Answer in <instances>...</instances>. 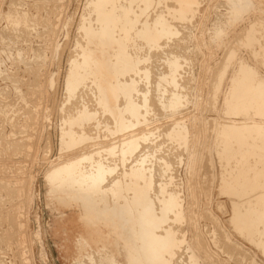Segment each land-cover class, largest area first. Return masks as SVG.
<instances>
[{"label":"rangeland","instance_id":"374dc122","mask_svg":"<svg viewBox=\"0 0 264 264\" xmlns=\"http://www.w3.org/2000/svg\"><path fill=\"white\" fill-rule=\"evenodd\" d=\"M93 1L0 0V264H78L79 262V264L81 262L85 264L84 260L87 261L86 264H92L94 260L96 264L132 263L129 257L132 259L133 255L122 242L119 243L117 253L118 255L127 254L128 258L125 261H121L117 255H114L105 247H91L81 235H78L79 224L77 222V212L74 210H65L64 215H62L64 216L65 230L56 231L55 225L61 219V212L55 209V204L53 205L52 201L54 198L52 197H56L54 189L56 188L55 191L58 190L57 187L60 181L53 182L54 180L50 176L58 168L66 166L65 163L71 164V162H74V159L75 163L79 161L78 169L75 170L79 179H76L79 180V183L84 182L78 184L81 189L76 185L71 192L69 185H65L66 189L64 187L63 196L69 197L68 199H71L72 195L74 198L88 197L87 195L96 197V190L94 191L93 188L91 190L92 179H86L85 175H87L86 177H91L92 174L96 175L97 168L99 169L102 165H104V170L107 169L106 171H108H104L106 173L105 180H109L108 177H110V180L102 184L103 189H101L103 191L101 190V194L104 193L106 198L108 197V201L114 198L110 202L112 207L125 201L131 203L132 198L138 194L139 197L141 196L140 199L143 200L144 205L154 201L153 204L159 206L157 208L154 205L158 211L155 210L158 214L159 211L162 214L164 210L163 203L168 201L170 195L172 194L175 198L178 197L176 200H178L179 210L182 211L179 220L181 221V218H183L182 221L180 222L174 213H169V217L173 215L171 216L172 219L168 220L169 224L166 222L168 225L166 223L165 226L163 225L166 229L162 227V231H159L162 234L164 233L165 236L177 238L176 241L179 242L174 257L167 256L169 260L167 258L166 264H195V258H197L199 264H264V148H262L264 144L262 143L264 142V104H262L264 103V91L259 92V90L264 89V0H249L251 2H248V0H149L148 8L141 0H135L132 4H128L131 3V0L119 1L118 12L121 14L126 9H130V20H133V22L135 19L137 20V25L129 33L132 35H130L131 39L129 35L126 39V35L121 32V29L116 31V34L118 33L116 37L124 39V48L122 51L117 48L111 51L112 63L119 62V65H122L123 62L127 64L129 62V64H133L134 69L136 68L133 73L125 74L124 77L123 75L119 76L114 81L120 92L118 101L121 99L116 106L118 107L119 104V107H121L120 114L125 119L126 125L130 126V128H124L125 130L121 128L118 120L110 115V109L103 98V91L99 90L98 81L92 73L94 70L92 66H95L96 62L90 58L95 46L94 44L90 46L88 34L91 28L92 32H98L99 25H101L100 19L94 12L93 3L95 1ZM243 2L246 3L242 4ZM238 10L241 14L244 12L239 17L237 15ZM160 22L163 24L161 25ZM165 27L172 33L170 35L163 34L164 36L158 39V35L164 33ZM250 30L251 35L249 34ZM145 32L149 33L150 39L144 38ZM132 41H135V43ZM116 51L120 52L117 53ZM79 53L81 54L78 55ZM170 54L172 57L169 56ZM76 57L80 58L76 59ZM82 60L83 62L88 61V67L84 65L85 62L83 63ZM78 61L80 64L82 62V65ZM139 68L141 69L139 70ZM137 70L139 71L136 72ZM141 70L144 71L141 72ZM165 71L168 72L165 74ZM80 72L82 73L80 74ZM74 76L80 82L77 79L75 80ZM245 76L247 78H244ZM252 77L253 79H251ZM126 81L130 86L135 85V88L141 90L140 93L136 90L132 93L133 95L129 94L126 91L128 90L127 86H129ZM78 83L80 85H73ZM232 90L235 98L234 95L232 96ZM142 91L144 92L142 93ZM166 92H168V95ZM260 94L261 96H259ZM163 96L168 101H165ZM169 100H174L173 105ZM125 101L126 108L124 107ZM136 103L139 105H136ZM162 103L166 104L163 105ZM248 104L250 105L248 106ZM101 105L104 106L103 109ZM136 107L140 110L137 111ZM164 107L166 108L164 109ZM238 107L245 112L238 110ZM79 110H82V117ZM151 110L153 114L150 113ZM141 113L144 116H141ZM71 114L75 119L70 116ZM86 118L91 124L88 125L89 122ZM127 119L131 121H127ZM182 122L183 124H181ZM135 124L136 126H134ZM176 124L177 127L174 126ZM240 124H243L242 127L245 128L246 126L249 129L248 133H246L247 129L242 128ZM118 126L119 128H117ZM251 126L253 129H251ZM178 127L184 129L185 136L183 131L179 132L178 135V130L181 131V128ZM83 128L85 129L83 130ZM171 128L177 133L171 135ZM254 128L258 131L255 130L254 132ZM250 129L255 135L253 138ZM73 130L76 132L75 134ZM227 131H230L231 134ZM232 132H234V135ZM83 133L87 138L83 136ZM145 133H147L145 137H150L148 138L149 141L144 140L143 134ZM89 134L92 138L87 136ZM235 135H238V137ZM137 136H139L137 141L140 142L139 144L142 147L139 146L138 152L136 151L137 153L135 152L133 155L122 156L121 150L122 147L125 148L124 142L127 144L128 141L137 139ZM256 136L258 141H255L257 140ZM230 143L233 146H230ZM252 143H255V145L251 146ZM234 145H237L238 149ZM258 145L262 146L259 147ZM111 146L116 147L113 149ZM115 149L116 152L119 151L118 154L115 153ZM233 149L237 151H235L237 154ZM88 153H94L98 156L104 155V157H99L101 160L98 156L95 157L94 154L90 156L91 154ZM112 153L115 155L113 156ZM148 153V156L145 155ZM108 154L113 157L110 158ZM137 155L141 158L136 157ZM244 155L247 156V159L251 158L249 159L251 162L247 159L246 162ZM89 156L92 160L88 159ZM136 158L137 163L135 162ZM106 159L108 160L106 161ZM223 159H229V162ZM254 159H258L259 162L253 161ZM88 160L92 163L98 161V164H92L89 161L87 166L82 163L87 164ZM116 160H119L117 164ZM91 164L92 166H90ZM115 164L119 168H115ZM88 167H93L91 170L88 169L91 172L86 171ZM126 167L129 169H126ZM145 167L146 170H144ZM242 168L245 174L241 170ZM125 169L128 171L126 172ZM94 170L95 172L92 173ZM78 171L81 175L77 173ZM114 171H117L116 174ZM82 174H85V180ZM230 174H233V176ZM232 177L233 179H230ZM260 179L262 180L260 181ZM86 180H90V183ZM233 180H236V182ZM110 182L115 185L109 186ZM50 183L57 187L54 186L52 189L53 185ZM243 183L245 186H243ZM259 187L261 188L259 189ZM239 189L241 190L239 191ZM72 192L77 193L75 194L76 197ZM117 192H119L118 195ZM248 192H251V195ZM142 196H145L146 199H143ZM243 200L246 203L245 205L241 203L244 202ZM239 204L244 206L241 208ZM189 206H192V209ZM141 208L142 206L138 207L137 211L140 212ZM237 210L238 214L236 213ZM137 211H135V214H137ZM242 213L247 215L245 216ZM234 223L238 224L233 226ZM238 225L239 227H237ZM168 230L170 233H167ZM74 241L76 247H73ZM74 248H76L75 256ZM192 254L194 257H192ZM135 258L141 264L139 258ZM170 260L171 263H169Z\"/></svg>","mask_w":264,"mask_h":264},{"label":"bare ground","instance_id":"6f19581e","mask_svg":"<svg viewBox=\"0 0 264 264\" xmlns=\"http://www.w3.org/2000/svg\"><path fill=\"white\" fill-rule=\"evenodd\" d=\"M93 1V0H92ZM95 1V2H94ZM93 2V9L95 10H93L94 12H96V15H97V17L100 19V23H101V25H99L100 26V28H99V30H98V32H92L91 31V29H89L90 30V33L88 34V36H89V43H90V46H92L91 44H94V46H95V48H94V50H93V52L91 53V60L93 59V60H95V66H92V67H94V70H93V72L92 73H94V76H95V79H97V81H98V83L97 82H95V83H97V86H98V88H99V90L100 91H103V98H104V101L106 102V104H107V106L109 107V111H110V115H112L113 117H115V119H117L118 120V123H119V125L121 126V128H130V126H127L126 125V123H125V119H123V116L120 114V111L119 110H121V107H119V104H118V107L120 108H118L117 106H116V104H117V102H119L118 101V99H119V96H120V92H119V89L117 88V85H115L114 84V81L116 80V79H118V77L119 76H122L123 75V77H124V75L125 74H128V73H133V71H135L136 70V68L134 69V67H133V64L131 65V64H129V62H128V64L127 63H125V62H123L122 63V65H119V62H117V60H116V62L117 63H112V55H111V51L112 50H114V49H119L120 51H122L123 50V48H124V43H123V40L121 39V38H118V37H116V35H118V33L116 34V31L119 29H121V32L124 34V35H126V39H127V36L129 35V38H130V35L131 34H129L133 29H134V27L137 25V20L135 19V21L133 22V20H130V18H131V16H130V9H126L123 13L121 12V14H120V12H118V3H119V1H121V0H94ZM125 1V0H124ZM135 0H131V3H128V4H132L133 2H134ZM160 1V0H159ZM183 1V0H182ZM242 1V0H241ZM128 2V1H127ZM138 2V1H137ZM141 2H143V4H145V6H146V8H148L147 7V4L149 3V0H141ZM178 2V1H177ZM176 2V3H177ZM181 2V1H180ZM179 2V3H180ZM238 2V1H237ZM248 2H251V1H249L248 0ZM121 3H123V2H121ZM178 3V4H179ZM184 3V2H183ZM191 3V2H190ZM235 5H236V3L235 2H233ZM241 3V2H240ZM246 3V2H245ZM244 2L242 3V4H245ZM92 4V3H91ZM140 4V3H139ZM238 4V3H237ZM183 5V4H182ZM185 5V4H184ZM122 6V5H121ZM121 6H120V8H121ZM130 6V5H129ZM152 6V5H151ZM176 6V5H175ZM186 6V5H185ZM237 6V5H236ZM235 6V7H236ZM243 6V5H242ZM247 6V5H246ZM124 7V6H123ZM172 7H173V5H172ZM238 7V6H237ZM240 7V6H239ZM252 7V6H251ZM127 8V7H126ZM131 8V7H130ZM140 8H141V6H140ZM175 8H177V7H175ZM182 8H184V7H182ZM187 8V7H186ZM134 9V8H133ZM136 9V8H135ZM138 9V8H137ZM171 9H174V8H171ZM189 9V8H188ZM241 9H242V7H241ZM245 9V8H244ZM243 9V10H244ZM248 9V8H247ZM246 9V10H247ZM138 10H143V9H138ZM234 10V9H233ZM236 10V9H235ZM245 10V11H246ZM121 11H122V8H121ZM145 11V10H144ZM143 11V12H144ZM147 11V10H146ZM164 11V10H163ZM174 11H177V10H175L174 9ZM182 11V10H181ZM135 12V11H134ZM137 12V11H136ZM167 12V11H166ZM185 12V11H184ZM138 13V12H137ZM244 13V12H243ZM242 13V14H243ZM171 14V13H170ZM181 14V13H180ZM186 14V13H185ZM240 14H241V12L238 10L237 11V15H238V17L240 16ZM241 14V15H242ZM138 15H139V13H138ZM141 15V14H140ZM161 15V14H160ZM163 15V14H162ZM173 15V14H172ZM187 15V14H186ZM129 16H130V18H129ZM159 16V15H158ZM164 16V15H163ZM235 16V15H234ZM133 17H135V16H133ZM97 18V19H98ZM159 18V17H158ZM237 18V17H236ZM139 19V18H138ZM167 20H169V19H167ZM140 21V20H139ZM160 21V20H159ZM262 21V20H261ZM142 22V21H141ZM165 22V21H164ZM218 22H219V20H218ZM218 22H217V24H218ZM159 23V22H158ZM158 23H157V25H158ZM161 23V22H160ZM214 23H215V21H214ZM143 24H144V22H143ZM145 24H147V23H145ZM163 23H161V25H162ZM140 25V24H139ZM142 25V24H141ZM151 25V24H150ZM149 25V27H153V25H151L150 26ZM171 25V24H170ZM146 26V25H145ZM156 26V25H155ZM154 26V27H155ZM166 26V25H165ZM172 26V25H171ZM138 27V26H137ZM148 27V26H147ZM148 27V28H149ZM157 27V26H156ZM218 28V27H217ZM216 28V29H217ZM251 28V27H250ZM98 29V28H97ZM142 29V28H141ZM151 29V28H150ZM176 29V28H175ZM214 29H215V27H214ZM95 30V29H94ZM136 30V29H135ZM143 30V29H142ZM140 31V30H139ZM157 31V30H156ZM142 32V31H141ZM176 32H177V30H176ZM122 33H120V34H122ZM170 33H172V31L170 32V30L169 29H167L166 27L164 28V33H160V35H158V39H160L161 37H163L164 35H170ZM136 34H137V32H136ZM136 34H135V36H136ZM159 34V33H158ZM164 34V35H163ZM174 34V33H173ZM250 35H251V30H250V33H249ZM141 35V34H140ZM152 35H154V34H152ZM249 35V36H250ZM132 36V35H131ZM134 36V37H135ZM121 37V36H120ZM133 37V38H134ZM137 37V36H136ZM155 37V36H154ZM129 38H128V40H129ZM144 38L145 39H150V36H149V33L148 32H145V34H144ZM152 38V37H151ZM250 38V37H249ZM252 38V37H251ZM125 39V40H126ZM131 39V38H130ZM184 39V38H183ZM127 40V41H128ZM136 40V39H135ZM156 40V39H155ZM246 40H247V38H246ZM251 40V39H250ZM131 41V40H130ZM248 41H249V39H248ZM133 42V41H132ZM141 42V41H140ZM130 43V42H129ZM133 43H135V41L133 42ZM137 43V42H136ZM78 44V43H77ZM150 44V43H149ZM152 44H155V43H152ZM248 45H251V44H248ZM126 46V45H125ZM160 46V45H159ZM129 47V46H128ZM130 47H131V45H130ZM151 47V46H150ZM156 47V46H155ZM132 48H133V46H132ZM152 48H153V46H152ZM183 48V47H182ZM92 49V48H91ZM125 49H126V47H125ZM180 49V48H179ZM134 50H135V48H134ZM89 51V50H88ZM88 51H87V53H88ZM120 51H118V52H120ZM85 52V51H84ZM117 52V51H116ZM117 52V53H118ZM130 52V51H129ZM123 53V52H122ZM131 53V52H130ZM163 53H165V52H163ZM185 53V52H184ZM81 53H79L78 55H80ZM89 54V53H88ZM125 54V53H124ZM156 54V53H155ZM167 54V53H166ZM171 54L173 55V53L171 52ZM169 55V56H171L172 57V55ZM183 54V53H182ZM232 54V53H231ZM84 55V54H83ZM128 55H129V53H128ZM180 55V54H179ZM119 56V55H118ZM159 56V55H158ZM163 57H164V55H162ZM166 57H167V55H165ZM178 56V55H177ZM230 56V55H229ZM232 56V55H231ZM114 57H115V55H114ZM149 57V56H148ZM156 57V56H155ZM176 57V56H175ZM42 58V57H41ZM77 58H80V57H76V59ZM84 58H86V57H84ZM120 58H122L121 56H120ZM123 58H124V56H123ZM141 58H143V57H141ZM146 58V57H145ZM153 58V57H152ZM170 58V57H169ZM183 58V57H182ZM230 58H232V57H230ZM88 59V58H87ZM118 59V58H117ZM124 59H126V58H124ZM135 59V58H134ZM150 59V58H149ZM156 59V58H155ZM159 59V58H158ZM166 59V58H165ZM177 59V58H176ZM75 60V59H74ZM84 60H86V59H84ZM89 60V59H88ZM127 60V59H126ZM136 60V59H135ZM134 60V61H135ZM142 60V59H141ZM164 60V59H163ZM169 61H170V59H168ZM178 60H179V58H178ZM134 61H133V63H134ZM137 61V60H136ZM140 61V60H139ZM143 61V60H142ZM142 61H140V62H142ZM146 61V60H145ZM155 61V60H154ZM183 61V60H182ZM75 62H77V61H75ZM79 62V61H78ZM82 62H83V60H82ZM82 62H81V64H80V62H79V64L80 65H82ZM85 62V63H84ZM83 63H84V65H88L89 63H88V61L86 62V61H84ZM91 62H93V61H91ZM166 62V61H165ZM173 62V61H172ZM179 62H180V60H179ZM87 63V64H86ZM182 63V62H181ZM181 63H180V65H181ZM167 64V63H166ZM73 65H76V64H73ZM79 65V66H80ZM93 65V64H92ZM76 66H78V65H76ZM90 66V65H89ZM88 67V66H87ZM86 67V68H87ZM172 67V66H171ZM183 67V66H182ZM72 68H74V67H72ZM77 68V67H76ZM75 68V69H76ZM82 68V67H81ZM85 68V67H84ZM83 68V70H85ZM147 68V67H146ZM145 68V69H146ZM78 69V68H77ZM141 68H139V70H140ZM170 69V68H169ZM242 69V68H241ZM245 69V68H244ZM87 70V69H86ZM139 70H137L136 72H138ZM147 70V69H146ZM149 70V69H148ZM246 70H250V69H246ZM78 71V70H77ZM77 71H75V72H77ZM82 71V70H81ZM88 71V70H87ZM144 71V70H143ZM142 70H141V72H143ZM152 71V70H151ZM172 71V70H171ZM135 72V73H136ZM148 72V71H147ZM146 72V73H147ZM168 71H165V74L167 73ZM224 72V71H223ZM239 72H241V71H239ZM247 72H249V71H247ZM246 72V73H247ZM78 73V72H77ZM77 73H75V74H77ZM82 72H80V74H81ZM86 73V72H85ZM149 73H152V72H149ZM159 73V72H158ZM242 73V72H241ZM244 73V72H243ZM245 73V74H246ZM252 73V72H251ZM153 74V73H152ZM164 74V75H165ZM249 74H250V72H249ZM253 74V73H252ZM251 74V75H252ZM73 75V74H72ZM71 75V76H72ZM83 75V74H82ZM87 75V74H86ZM137 75V74H136ZM149 75V74H148ZM159 75V74H158ZM158 75H157V77H158ZM168 75V74H167ZM166 75V76H167ZM179 75V74H178ZM251 75H250V77H251ZM76 76V75H75ZM74 76V78H75V80L77 79L76 77ZM132 76V75H131ZM133 76H134V74H133ZM180 76V75H179ZM243 76V75H242ZM78 77V76H77ZM90 77V76H89ZM149 77H151V76H149ZM162 77V76H161ZM256 77V76H255ZM72 78V77H71ZM83 78V77H82ZM91 78V77H90ZM128 78V77H127ZM127 78H126V80H127ZM130 78V77H129ZM141 78V77H140ZM164 78V77H163ZM234 78V77H233ZM239 78V77H238ZM244 78H247V76H245ZM141 79H143V78H141ZM235 79V78H234ZM251 79H253V77L251 78ZM257 79V78H256ZM74 80V79H73ZM72 80V82H74ZM78 81H79V79H77ZM80 80H81V78H80ZM84 80H86V79H84ZM88 80V79H87ZM91 80H92V78H91ZM158 80V79H157ZM239 80V79H238ZM237 80V81H238ZM250 80V79H249ZM77 81V82H78ZM82 81V80H81ZM118 81V80H117ZM136 81V80H135ZM236 81V82H237ZM241 81V80H240ZM247 81V80H246ZM259 81V80H258ZM80 82V81H79ZM86 82V81H85ZM89 82V81H88ZM90 82H92V81H90ZM122 82H124V81H122ZM127 82V81H126ZM137 82V81H136ZM155 82L156 83H158L156 80H155ZM169 82V81H168ZM235 82V83H236ZM239 82V81H238ZM244 82V81H243ZM256 82V81H255ZM263 82V81H262ZM262 82L260 83V85L262 84ZM76 83V82H75ZM93 83V82H92ZM128 83V82H127ZM135 83V82H134ZM85 84H87V83H85ZM119 84V83H118ZM122 84H124V83H122ZM172 84V83H171ZM175 84V83H174ZM238 84V83H237ZM236 84V85H237ZM244 84H246L245 82H244ZM251 84V83H250ZM253 84V83H252ZM264 84V83H263ZM73 85H80L79 83L78 84H73ZM84 85V84H83ZM94 85V84H93ZM93 85H92V87H93ZM128 85H129V83H128ZM137 85H138V82H137ZM163 85V84H162ZM179 85V84H178ZM242 85V84H241ZM86 86V85H85ZM96 86V85H95ZM139 86V85H138ZM171 86V85H170ZM234 86V85H233ZM244 86V85H243ZM84 87V86H83ZM87 87V86H86ZM158 87V86H157ZM159 87L161 88V85L159 84ZM165 87V86H164ZM166 87H168V86H166ZM251 87V86H250ZM255 87V86H254ZM254 87H253V89H254ZM260 87V86H259ZM76 88V87H75ZM75 88H74V90H75ZM80 88H81V86H80ZM95 88V87H94ZM93 88V89H94ZM127 88H128V90H126V91H128L129 92V94H132L134 91H136V90H138V88L136 89L135 88V85H132V86H127ZM140 88V87H139ZM169 89H170V87H168ZM172 88V87H171ZM233 88V87H232ZM236 88V87H235ZM238 88H240V87H238ZM252 88V87H251ZM87 89V88H86ZM85 89V90H86ZM179 89V88H178ZM237 89V88H236ZM235 89V90H236ZM250 89V88H249ZM69 90V89H68ZM144 91H145V89H143ZM175 90V89H174ZM255 90H256V88H255ZM90 91V90H89ZM88 91V93H90ZM96 91V90H95ZM99 91V92H100ZM121 91V90H120ZM139 91V90H138ZM141 91V90H140ZM140 91H139V93H140ZM144 91H142V93L144 92ZM249 91V90H248ZM264 91V89L263 90H259V92H263ZM71 92V91H70ZM149 92H150V90H149ZM175 92V91H174ZM235 92V91H234ZM238 92V91H237ZM247 92V91H246ZM250 92V91H249ZM252 92V91H251ZM81 93V92H80ZM87 93V94H88ZM91 93H92V91H91ZM126 93V92H125ZM138 93V92H137ZM141 93V94H142ZM162 93V92H161ZM168 92H166V94H167ZM171 93V92H170ZM232 93H233V90H232ZM242 93V92H241ZM85 94H86V91H85ZM85 94H84V97H85ZM96 94H98V93H96ZM146 94V93H145ZM152 94V93H151ZM176 94V93H175ZM237 94V93H236ZM245 95H246V93H244ZM252 94V93H251ZM89 95V94H88ZM101 95V94H100ZM99 95V96H100ZM133 95V94H132ZM159 95V94H158ZM168 95V94H167ZM177 95H179V94H177ZM234 95V93L232 94V96ZM243 95V94H242ZM244 95V96H245ZM252 95H254V94H252ZM251 95V96H252ZM98 96V95H97ZM135 96V95H134ZM133 96V97H134ZM154 96V95H153ZM165 96V95H164ZM163 96V99L165 100L166 98ZM169 96H171V94H169ZM173 96V95H172ZM180 96V95H179ZM183 96V95H182ZM240 96V95H239ZM259 96H261V94L259 95ZM138 97V96H137ZM150 97V96H149ZM149 97H147L148 99H150ZM166 97H168V96H166ZM174 97V96H173ZM256 97V96H255ZM127 98V97H126ZM131 98V97H130ZM136 98V97H135ZM143 98V97H142ZM153 98V97H152ZM162 98V97H161ZM172 98V97H171ZM234 98H235V95H234ZM238 98V97H237ZM240 98V97H239ZM139 100H140V98H138ZM147 99V100H148ZM157 99V98H156ZM155 99V100H156ZM169 99V98H168ZM174 99H177V98H174ZM243 99V98H242ZM248 99V98H247ZM64 100V99H63ZM99 100V99H98ZM103 100V99H102ZM135 100V99H134ZM133 100V101H134ZM138 100V101H139ZM159 100H160V97H159ZM252 100H253V98H252ZM251 100V101H252ZM260 100V99H259ZM76 101V100H75ZM149 101V100H148ZM163 101V100H162ZM165 101H168V100H165ZM164 101V102H165ZM171 103L172 102H174V100L172 101V100H169ZM179 101V100H178ZM242 101V100H241ZM249 101H250V99H249ZM80 102V101H79ZM130 102V101H129ZM137 102V101H136ZM140 102V101H139ZM154 102V101H153ZM176 102V101H175ZM237 102V101H236ZM78 103V102H77ZM101 103V102H100ZM100 103H99V105H100ZM102 103H104V102H102ZM120 103V102H119ZM134 103V102H133ZM132 103V104H133ZM141 103H142V100H141ZM148 103H150V102H148ZM166 103H168V102H166ZM166 103H162L163 105H165ZM255 103H256V101H255ZM98 104V103H97ZM158 104V103H157ZM161 104V105H162ZM237 104V103H236ZM242 104V103H241ZM244 104V103H243ZM262 104H264V103H262ZM75 105V104H74ZM121 105V104H120ZM122 105H123V103H122ZM125 105H126V101H125V104H124V107H125ZM128 105V104H127ZM135 105V104H134ZM133 105V106H134ZM136 105H139V104H137L136 103ZM142 105V104H141ZM150 107H151V105L150 104H148ZM159 105V104H158ZM167 105H170V104H167ZM171 105H173V103L171 104ZM170 105V106H171ZM175 105V104H174ZM238 105V104H237ZM250 104H248V106H249ZM79 106V105H78ZM102 106V105H101ZM129 106V105H128ZM154 106V105H153ZM241 106V105H240ZM243 106H245V105H243ZM242 106V108H245V107H243ZM247 106V105H246ZM80 107V106H79ZM82 107V106H81ZM85 107V106H84ZM123 107V106H122ZM127 107V106H126ZM125 107V108H126ZM131 107V106H130ZM141 107V106H140ZM72 108H74V107H72ZM83 108V107H82ZM104 108V106H102V109ZM106 108V107H105ZM129 108V107H128ZM166 107H164V109H165ZM167 108H169V107H167ZM171 108V107H170ZM239 108V107H238ZM237 108V109H238ZM248 108V107H247ZM71 109V108H70ZM89 109V108H88ZM124 109V108H123ZM132 109V108H131ZM138 109L139 108H137L136 107V110L138 111ZM246 109V108H245ZM258 109V108H257ZM256 109V110H257ZM259 109H260V107H259ZM82 110H84V109H82ZM82 110H79L80 112L82 111ZM140 110V109H139ZM150 110V109H149ZM168 110V109H167ZM238 110H240V108L238 109ZM69 111V110H68ZM73 111V110H72ZM84 111H86V110H84ZM89 111V110H88ZM123 111V110H122ZM169 111V110H168ZM170 111H171V109H170ZM240 111H242V109L240 110ZM78 112V111H77ZM87 112V111H86ZM89 112H91V111H89ZM105 112H106V110H105ZM127 112V111H126ZM132 112V111H131ZM131 112H130V114H131ZM141 112V111H140ZM147 112V111H146ZM242 112H245V111H242ZM69 113V112H68ZM122 113V112H121ZM129 113V112H128ZM150 113H152V110H151V112ZM74 114V113H73ZM78 114V113H77ZM76 114V115H77ZM82 112H81V117H82ZM153 114V113H152ZM67 115V114H66ZM78 115H80V114H78ZM77 115V116H78ZM93 115V114H92ZM91 115V116H92ZM96 115V114H95ZM132 115V114H131ZM144 116V114L143 113H141V116ZM147 115V114H146ZM70 116H72L73 117V115L71 114ZM69 116V117H70ZM75 116V115H74ZM111 116V117H112ZM134 116H136V115H134ZM140 116V115H139ZM140 116V117H141ZM86 117H88L87 115H86ZM96 117V116H95ZM128 117V116H127ZM138 117V116H137ZM146 117V116H145ZM74 118V117H73ZM72 118V119H73ZM83 118H85V117H83ZM90 118V117H89ZM92 118V117H91ZM130 118V117H129ZM133 118V117H132ZM67 119H69V118H67ZM75 119V118H74ZM77 119V118H76ZM87 119V121H88V118H86ZM146 119H148V118H146ZM145 119V120H146ZM70 120V119H69ZM78 120H80V119H78ZM89 120H91V119H89ZM94 120V119H93ZM93 120H92V122H93ZM129 119H127V121H128ZM134 120V119H133ZM132 120V121H133ZM138 120V119H137ZM142 120V119H141ZM68 121V120H67ZM71 121V120H70ZM69 121V122H70ZM129 121H131V120H129ZM143 121V120H142ZM73 122V121H72ZM80 122V121H79ZM89 122V121H88ZM134 122V121H133ZM246 122V121H245ZM76 123V122H75ZM128 123V122H127ZM130 123V122H129ZM142 123V122H141ZM69 124V123H68ZM82 124V123H81ZM84 124V123H83ZM89 124H91L90 122L88 123V125ZM137 124V123H136ZM136 124L134 125V126H136ZM181 124H183V122L181 123ZM70 125V124H69ZM73 125V124H72ZM133 125V124H132ZM139 125V124H138ZM241 125V124H240ZM243 125V124H242ZM242 125H241V127H242ZM79 126V125H78ZM85 126H86V124H85ZM97 126V125H96ZM95 126V127H96ZM133 126V127H134ZM174 126H176L177 127V124L176 125H174ZM180 126V125H179ZM248 126V125H247ZM71 127V126H70ZM77 127V126H76ZM82 127V126H81ZM80 127V128H81ZM175 127V128H176ZM252 127V126H251ZM250 127V128H251ZM262 127V126H261ZM261 127H259V128H261ZM72 128V127H71ZM79 128V129H80ZM117 128H119V126L117 127ZM174 128V129H175ZM179 128V127H178ZM181 128V127H180ZM179 128V129H180ZM184 128H185V125H184ZM242 128H244V127H242ZM245 128H246V126H245ZM244 128V129H245ZM258 128V127H257ZM85 128H83V130H84ZM187 129V128H186ZM185 129V130H186ZM230 129V128H229ZM231 129H232V127H231ZM235 129V128H234ZM237 129L239 130V128L237 127ZM236 129V130H237ZM247 129V128H246ZM251 129H253V127L251 128ZM250 129V130H251ZM74 130H75V128H74ZM73 130V131H74ZM119 130V129H118ZM117 130V132H119ZM121 130V129H120ZM125 130V129H124ZM176 131H177V129H175ZM184 130V129H183ZM182 130V128H181V131H179L178 130V135H179V132H182L183 131ZM237 130V131H238ZM242 130V129H241ZM255 130H257V129H255L254 128V132H255ZM71 131V130H70ZM78 131V130H77ZM127 131V130H126ZM140 131H142V130H140ZM170 131V130H169ZM171 131H172V133H171V135H173V133H177V132H174L173 131V128H171ZM231 131V130H230ZM230 131H227L228 133L230 132ZM234 131V130H233ZM237 131H236V133H237ZM243 131V130H242ZM248 131H249V129H247V132L246 133H248ZM258 131V130H257ZM260 131H262V130H260ZM83 132H85V131H83ZM184 132L185 131H183V134H184ZM226 132V133H227ZM244 132V131H243ZM242 132V133H243ZM251 133L253 132L252 130L250 131ZM68 133V132H67ZM73 133V132H72ZM76 132L74 131V134H75ZM80 133V132H79ZM110 133H111V131H110ZM142 133V132H141ZM170 133V132H169ZM186 133V132H185ZM234 132H232V134H233ZM258 133V132H257ZM263 133V132H262ZM84 135V137H86V135H85V133H83ZM146 134L147 133H145V134H143L144 135V140H148V138H150V137H145L146 136ZM148 134H150V133H148ZM225 134V133H224ZM223 134V135H224ZM230 134H231V132H230ZM253 134V133H252ZM252 134H250V135H252ZM67 135V134H66ZM77 135H79L78 133H77ZM80 135H82V134H80ZM153 135V134H152ZM175 135V134H174ZM177 135V136H178ZM182 135V134H181ZM226 135V134H225ZM228 135V134H227ZM234 135V134H233ZM233 135H231V136H233ZM239 136H241L240 134H238ZM238 135H235L236 137H238ZM68 136V135H67ZM82 136V137H83ZM87 136H90V134L89 135H87ZM133 136V135H132ZM140 136V135H139ZM139 136H137V139H135V140H132V141H128L127 142V144H125V142H124V147L125 148H123L122 147V145H121V147H122V156H128V155H133L136 151L138 152V149H139V146H141L139 143L140 142H138L137 140L139 139L138 137ZM150 136V135H149ZM184 136H185V134H184ZM82 137H80V138H82ZM176 137V136H175ZM180 137V136H179ZM225 137H227V136H225ZM244 137H245V135H244ZM250 137V136H249ZM252 138L253 137H255V135L253 134V136H251ZM250 137V138H251ZM262 137V136H261ZM264 137V136H263ZM75 138V137H74ZM79 138V139H80ZM87 138V137H86ZM85 138V139H86ZM89 138V137H88ZM90 138H92L91 136H90ZM129 138V137H128ZM142 139H143V137H141ZM181 138V137H180ZM228 138L230 139V137L228 136ZM246 138V137H245ZM244 138V139H245ZM258 137L256 136V139H257ZM67 139V138H66ZM84 139V138H83ZM132 139H133V137H132ZM227 139V138H226ZM228 139V140H229ZM239 139V138H238ZM243 139V140H244ZM247 139H248V136H247ZM76 140V139H75ZM74 140V141H75ZM131 140V139H130ZM151 140V139H150ZM236 140V139H235ZM249 140V139H248ZM248 140H246L247 142H248ZM64 141H65V139H64ZM67 141V140H66ZM69 141H72V140H69ZM81 142H82V140H80ZM85 141V140H84ZM149 141V140H148ZM232 141H233V139H232ZM238 141V140H237ZM242 141V140H241ZM255 141H258V139L257 140H255ZM144 142H146V141H144ZM143 142V143H144ZM251 142V141H250ZM252 142H253V140H252ZM65 143V142H64ZM246 143V142H245ZM244 143V144H245ZM249 143V142H248ZM248 143H246L247 145H248ZM256 143H258V142H256ZM262 143H264V142H262ZM261 143V144H262ZM74 144V143H73ZM225 144V143H224ZM231 144V143H230ZM235 144V143H234ZM241 144V143H240ZM251 144V143H250ZM253 144L255 145V143H252V145L251 146H253ZM64 145V144H63ZM66 145H67V143H66ZM143 145V144H142ZM228 145V144H227ZM114 146V145H113ZM225 146V145H224ZM229 146V145H228ZM230 146H233L232 144L230 145ZM229 146V147H230ZM235 146V145H234ZM237 146V145H236ZM235 146V147H236ZM243 146V145H242ZM257 146V145H256ZM259 146V145H258ZM260 146H262V145H260ZM259 146V147H260ZM112 147V146H111ZM116 147V146H115ZM114 147V148H115ZM118 147V146H117ZM142 147V146H141ZM140 147V148H141ZM226 148H227V146H225ZM235 147H234V149H235ZM239 147H240V145H239ZM244 147H247V146H245L244 145ZM109 148V147H108ZM113 148V147H112ZM113 148V149H114ZM248 148V147H247ZM262 148H264V144H263V147ZM261 148V149H262ZM117 149V148H116ZM116 149H115V153H117L118 154V152H116ZM225 149V148H224ZM230 149V148H229ZM228 149V150H229ZM233 149V150H234ZM236 149H238L237 147H236ZM250 149V148H249ZM249 149H247V150H249ZM111 150V149H110ZM109 150V151H110ZM227 150V149H226ZM231 150V149H230ZM256 150V149H255ZM255 150H253V151H255ZM94 151V150H93ZM105 151V150H104ZM104 151H101V152H104ZM108 151V152H109ZM232 151V150H231ZM236 150H234V152H235ZM239 151V150H238ZM111 152H112V150H111ZM136 152V153H137ZM226 152V151H225ZM228 152V151H227ZM233 152V151H232ZM237 152V151H236ZM235 152V154H237ZM242 152V151H241ZM248 152V151H247ZM256 152V151H255ZM110 153V152H109ZM222 153H223V151H222ZM249 153H250V151H249ZM253 153V152H252ZM257 153V152H256ZM88 154H91V153H88ZM94 154V153H93ZM93 154H91L90 156H93ZM96 154H97V152H96ZM102 154V153H101ZM113 154V153H112ZM141 154V153H140ZM228 154V153H227ZM233 154V153H232ZM241 154H244V153H241ZM246 154V153H245ZM259 154V153H258ZM85 155H87V154H85ZM84 155V156H85ZM95 155V154H94ZM110 154H108V156H109ZM115 154H113V156H114ZM145 155H149V153L148 154H145ZM254 155H255V153H254ZM83 156V155H82ZM83 156V157H84ZM88 156V155H87ZM90 156H89V158L88 159H91L90 158ZM96 156H98V155H95V157ZM102 156V155H101ZM101 156H98V158L99 157H101ZM106 156V155H105ZM113 156H111V157H113ZM119 156V155H118ZM121 156V157H122ZM150 156H151V154H150ZM227 156V155H226ZM231 156V155H230ZM241 156V155H240ZM261 156H262V152H261ZM81 157V156H80ZM102 157H104V155L102 156ZM107 157V156H106ZM110 157V156H109ZM110 157V158H111ZM136 157H140V156H136ZM142 157H143V155H142ZM220 157V156H219ZM232 157V156H231ZM230 157V158H231ZM86 158V157H85ZM85 158H83V159H85ZM94 158V157H93ZM120 158V157H119ZM133 158V157H132ZM141 158V157H140ZM144 158H145V156H144ZM222 158H224V157H222ZM225 158H228V157H225ZM234 158V157H233ZM241 158H242V156H241ZM254 158V157H253ZM262 158V157H261ZM74 159V158H73ZM72 159V160H73ZM76 159H77V157H76ZM79 159V158H78ZM87 159V158H86ZM85 159V160H86ZM94 159H96V158H94ZM99 159H101V158H99ZM104 159V158H103ZM123 159V158H122ZM128 159V158H127ZM126 159V160H127ZM131 159V158H130ZM134 159V158H133ZM148 160H149V158H147ZM194 159V158H193ZM220 159H221V157H220ZM232 159V158H231ZM244 159H245V161H246V159H247V156L245 157V155H244ZM249 159H251V158H248L247 160H249ZM263 159V158H262ZM80 160V159H79ZM82 160V159H81ZM92 160V159H91ZM98 160V159H97ZM102 160V159H101ZM108 159H106V161H107ZM120 161H121V159H119ZM118 160V161H119ZM125 160V159H124ZM123 160V161H124ZM132 160V159H131ZM141 160V159H140ZM219 160V159H218ZM222 160V159H221ZM224 161H227L228 160V162H229V159H227V160H225V159H223ZM233 160V159H232ZM240 160V159H239ZM243 160V159H242ZM84 161V160H83ZM89 161L90 160H88V162H87V164H85V162H82V163H84V165H87L88 166V163H89ZM93 161H95V160H93ZM99 161V160H98ZM97 161V162H98ZM104 161H105V159H104ZM117 160H116V164H117V162H118ZM128 161V160H127ZM126 161V162H127ZM137 158H136V163H137ZM231 161V160H230ZM250 161V160H249ZM253 161H258V159L257 160H253ZM69 162H71V161H69ZM76 161H75V159H74V162H71V164H67V163H65V165L66 166H63V167H61V168H58L56 171H54L53 173H52V175L50 176V178L52 179V180H54L53 182H57V181H60V184H59V186L57 187L56 185H53V184H51V185H53L51 188L53 189V187L54 186H56L57 187V191H55L56 190V188L54 189V192H56V197H52V198H54V200L52 199V201H53V205L55 204V209H58L61 213H60V215H61V219L59 220V222H58V224H56L55 226H56V231H64L65 230V221H64V216H62V215H64V212H65V210L66 209H70V210H74V211H76L77 212V222H78V224H79V233H78V235H81L83 238H84V240L91 246V247H93V248H98V247H105V248H107V249H109L114 255H117L119 258H120V260L121 261H125V260H127V258H128V256H127V254H123V255H118V253H117V249L119 248L118 246H119V243L120 242H122L123 243V245L125 246L126 245V247L127 248H129V250L131 251V255H133V258L132 259H130V257H129V260H131V262L132 263H130V261H129V263L130 264H139V261H138V259H136L135 257H138L139 258V260L141 261V264H166L167 263V258H168V260H169V257H167V256H169V255H171L170 256V258H172V256L175 254V250H176V248L177 247H179L178 245H179V242L178 241H176V239L174 238V237H169V236H165V234L163 235L162 234V232H159V231H162L161 229H162V227H164L167 223L169 224V222H168V220L170 221V219H172L171 218V216H173V215H171L170 217L168 216L169 215V213H174L175 214V217L176 218H178V220L180 219L179 217H181L180 216V214H181V212L182 211H180L179 210V204H178V200H176L178 197L176 196V198L175 197H173V195L171 196L170 195V197H169V199H168V201L166 202V203H163V206L159 203V205H161L162 207H164V210H163V212H162V214H160L161 212L159 211V214H158V210L156 209V207L154 206V205H156V204H153V202L152 203H148V204H143L142 203V201H141V199H140V197H139V195L138 194H136L135 196H134V198H132V201H130L131 203H129L128 201H123L124 203H122L121 202V204L119 203V205L118 206H113L112 207V203H110L111 201H108V197L106 198V196L104 195V193L103 194H101L102 192H101V190L103 189V187H102V184L105 182V181H108L109 182V180H110V177H108V175H107V177L109 178V180H105L106 178H105V172H108V171H106V170H104V168H103V166L104 165H102L99 169L97 168V173H96V175H94V174H92L93 176H91V177H86L87 175H85V174H82L83 175V178H84V175H85V178L86 179H92L91 181V190H93L94 189V191L96 190V194H97V196L96 197H94V196H89V195H87L88 197H76L75 196V194H77V193H73L74 194V196L76 197V198H74L73 197V195H72V198L71 199H68L69 197V195L67 194V197L68 198H66V197H64L63 196V190H64V187H65V185H69V190H70V192L72 191V190H74L75 189V186L77 185L78 186V184H80L81 182L83 183L84 181H81L80 183H79V180H77L76 178H78V175L76 174V172H75V170L76 169H78L77 167L79 166V161H77L78 163H75ZM96 162V163H97ZM101 162H103V161H101ZM109 162V161H108ZM111 162V161H110ZM125 162V161H124ZM134 162V163H135ZM150 162V161H149ZM166 162V161H165ZM227 162V163H228ZM236 162H238V161H236ZM241 162V161H240ZM243 162V161H242ZM247 162V161H246ZM245 162V163H246ZM251 162V161H250ZM259 162V161H258ZM257 162V163H258ZM81 163V162H80ZM90 163H92L91 161H90ZM93 163H95V162H93ZM92 163V164H93ZM95 163V164H96ZM100 163V162H99ZM105 163H107V162H105ZM142 163V162H141ZM146 163V162H145ZM226 163V162H225ZM249 163V162H248ZM256 163V162H255ZM256 163V164H257ZM92 164L90 165V166H92ZM98 164V163H97ZM108 164V163H107ZM107 164H105V165H107ZM115 164V165H116ZM127 164V163H126ZM125 164V165H126ZM143 164V163H142ZM232 164V163H231ZM241 164V163H240ZM81 165H83V164H81ZM80 165V166H81ZM110 165V164H109ZM108 165V166H109ZM162 165V164H161ZM166 165V164H165ZM227 165V164H226ZM229 165V164H228ZM227 165V166H228ZM262 165V164H261ZM108 166H106V167H108ZM134 166V165H133ZM158 166H159V164H158ZM167 166V165H166ZM166 166H165V168H166ZM243 166V165H242ZM253 167H254V165H252ZM259 166H260V164H259ZM264 166V165H263ZM82 167V166H81ZM86 167V166H85ZM84 167V168H85ZM94 167V166H93ZM93 167H91V168H87L86 169V171L88 170V169H92ZM112 167V166H111ZM119 168L117 165L115 166V168ZM128 167H130V166H128ZM128 167H126V169L128 168ZM136 167V166H135ZM138 167V166H137ZM136 167V168H137ZM147 167V166H146ZM146 167H145V169L144 170H146ZM169 167V166H168ZM241 167V166H240ZM113 168V167H112ZM114 168V169H115ZM121 168V167H120ZM134 168V167H133ZM141 168V167H140ZM142 168H143V166H142ZM151 168H153V167H151ZM161 168V167H160ZM191 168V167H190ZM244 168V167H243ZM241 169V170H243L244 171V169ZM256 168H259V167H256ZM125 169V171L127 172L128 170H126ZM129 169V168H128ZM139 169V168H138ZM159 169V168H158ZM252 169V168H251ZM254 169V168H253ZM252 169V170H253ZM263 169V168H262ZM84 170V169H83ZM90 170H88V171H90ZM136 170V169H135ZM140 170V169H139ZM149 170H150V168H149ZM165 170V169H164ZM239 170V169H238ZM240 170V171H241ZM257 170V169H256ZM259 170V169H258ZM260 170H261V168H260ZM264 170V169H263ZM79 171H80V169H79ZM79 171L77 172L78 174H80L81 173V171H80V173H79ZM105 171V172H104ZM118 171V170H117ZM116 171V172H117ZM239 171V172H240ZM262 171V170H261ZM260 171V172H261ZM91 172V171H90ZM95 172V170L92 172V173H94ZM115 172V171H114ZM116 172H115V174H116ZM132 172V171H131ZM147 172H149V171H147ZM159 172V171H158ZM225 172H227V171H225ZM259 172V173H260ZM85 173H87V172H85ZM122 173H123V171H122ZM121 173V174H122ZM152 173V172H151ZM157 173V172H156ZM236 174H237V171L235 172ZM241 173V172H240ZM255 173V172H254ZM77 175V177H76V175ZM88 174V173H87ZM111 174H112V172H111ZM142 174V173H141ZM140 174V175H141ZM145 174V173H144ZM155 174V173H154ZM236 174L234 175L235 177H236ZM244 174H245V171H244ZM258 174V173H257ZM256 174V175H257ZM264 174V173H263ZM81 175V174H80ZM90 175V174H89ZM136 175H138V174H136ZM149 175V174H148ZM228 175V174H227ZM230 175H232L233 176V174H230ZM240 175V174H239ZM255 175V174H254ZM255 175V176H256ZM260 175V174H259ZM128 176V175H127ZM142 176V175H141ZM241 176V175H240ZM239 176V177H240ZM261 176H262V174H261ZM119 177V176H118ZM148 177V176H147ZM254 177V176H253ZM81 178V177H80ZM85 178H84V180H85ZM258 178V177H257ZM260 178V177H259ZM51 179H49V180H51ZM79 179V178H78ZM118 179V178H117ZM121 179V178H120ZM155 179V178H154ZM230 179H233V177L232 178H230ZM236 179V178H235ZM248 179V178H247ZM254 179V178H253ZM56 180V181H55ZM83 180V179H82ZM114 180H116L115 178H114ZM113 180V181H114ZM124 180H126V179H124ZM147 180V179H146ZM237 180V179H236ZM236 180H233V181H235L236 182ZM238 180H240V179H238ZM246 180V179H245ZM244 180V181H245ZM262 179H260V181H261ZM87 181V180H86ZM85 181V182H86ZM89 181V183H90V180H88ZM87 181V182H88ZM112 181V182H113ZM117 181H119V180H117ZM148 181V180H147ZM152 181H153V179H152ZM171 181V180H170ZM232 181V182H233ZM241 181V180H240ZM244 181H242V182H244ZM247 181V180H246ZM258 181V180H257ZM52 182V183H53ZM112 182H110L111 184H109V186L110 185H113L112 184ZM122 182V181H121ZM128 182V181H127ZM131 182H132V180H131ZM173 182V181H172ZM229 182H230V180H229ZM234 182V183H235ZM249 182V181H248ZM106 183V182H105ZM104 183V184H105ZM134 183V182H133ZM140 183V182H139ZM149 183V182H148ZM153 183V182H152ZM234 183H232V184H234ZM54 184H56V183H54ZM85 184V183H84ZM117 184V183H116ZM123 184V183H122ZM159 184H161V183H159ZM162 184H163V182H162ZM161 184V185H162ZM165 184V183H164ZM236 184V183H235ZM241 184V183H240ZM249 184H250V182H249ZM251 184H252V182H251ZM254 184V183H253ZM58 185V184H57ZM87 185V184H86ZM115 185V184H114ZM113 185V186H114ZM142 185V184H141ZM140 185V186H141ZM154 185H155V183H154ZM239 185V184H238ZM238 185H237V187H238ZM82 186V185H81ZM88 186V185H87ZM165 186V185H164ZM234 186V185H233ZM233 186H231V187H233ZM242 186V185H241ZM243 186H245V184L243 183ZM250 186V185H249ZM260 186V185H259ZM83 187V186H82ZM89 187V186H88ZM105 187H107V186H105ZM116 187V186H115ZM132 187H134L133 185H132ZM131 187V188H132ZM137 187V186H136ZM149 187V186H148ZM162 187V186H161ZM160 187V188H161ZM166 187V186H165ZM235 187V186H234ZM77 188V187H76ZM78 188H80L81 189V187H79L78 186ZM77 188V189H78ZM84 188V187H83ZM82 188V190H84ZM93 188V189H92ZM102 188V189H101ZM111 188H113V187H111ZM111 188H110V191H111ZM126 188V187H125ZM168 188V187H167ZM251 188H252V186H251ZM256 188H258V187H256ZM261 187H259V189H260ZM65 189H66V187H65ZM68 189V188H67ZM86 189H88L87 187H86ZM116 189V188H115ZM133 189V188H132ZM159 189V188H158ZM234 189V188H233ZM236 189V188H235ZM245 189V188H244ZM247 189H248V187H247ZM81 190V191H82ZM123 190V189H122ZM146 190V189H145ZM237 190V189H236ZM241 189H239V191H240ZM53 191V190H52ZM59 191H62V192H59ZM65 191H68V190H65ZM80 191V190H79ZM87 191V190H86ZM103 191V190H102ZM105 191H106V189H105ZM116 191V190H115ZM129 191V190H128ZM245 191H246V189H245ZM244 191V192H245ZM252 191H254V190H252ZM58 192V193H57ZM144 192V191H143ZM237 192V191H236ZM243 192V193H244ZM67 193H69V192H67ZM87 193V192H86ZM89 193V192H88ZM91 193H92V191H91ZM108 193V192H107ZM112 193V192H111ZM116 193V192H115ZM118 193L119 192H117V195H118ZM241 194H242V192H240ZM249 193V192H248ZM251 193V192H250ZM249 193V194H250ZM254 193V192H253ZM58 194V195H57ZM70 194V193H69ZM83 194V193H82ZM85 194V193H84ZM83 194V195H84ZM114 194V193H113ZM140 194V193H139ZM145 194V193H144ZM149 194H150V191H149ZM167 195L169 194V193H166ZM236 194V193H235ZM65 195V194H64ZM70 195V196H71ZM79 195V194H78ZM129 195H130V193H129ZM141 195V194H140ZM162 195V194H161ZM164 195V194H163ZM177 195V194H176ZM251 195V194H250ZM55 196V195H54ZM82 196V195H81ZM128 196V195H127ZM133 196V195H132ZM131 196V197H132ZM156 196V195H155ZM175 196V195H174ZM231 196H233V195H231ZM253 196H254V194H253ZM111 197V196H110ZM124 197V196H123ZM130 197V198H131ZM143 197V196H142ZM148 197V196H147ZM151 197H153L152 195H151ZM162 197V196H161ZM161 197H160V199H161ZM234 197V196H233ZM238 197V196H237ZM125 198H127V197H125ZM124 198V200H126ZM129 199V198H128ZM143 199H146L145 198V196L143 197ZM148 199V198H147ZM150 199V198H149ZM152 199V198H151ZM166 199V198H165ZM179 199H180V197H179ZM239 199V198H238ZM237 199V200H238ZM241 199H242V197H241ZM240 199V200H241ZM123 200V199H122ZM130 200V199H129ZM246 200V199H245ZM249 200H250V198H249ZM117 201V200H116ZM145 202H146V200H144ZM160 201H162V200H160ZM181 201V200H180ZM244 201V200H243ZM164 202V201H163ZM80 203V204H79ZM118 203V202H117ZM181 203V202H180ZM241 203H243L244 205L246 204L245 203V201L244 202H241ZM183 204V203H182ZM242 204V205H243ZM243 205V206H244ZM140 206H142V210L140 211V212H138L137 211V209H138V207H140ZM157 206V205H156ZM243 206H241V204H239V207H243ZM159 206H157V208H158ZM161 207V208H162ZM190 207V206H189ZM192 207V206H191ZM190 207V208H191ZM157 211H156V210ZM180 209H181V206H180ZM192 209V208H191ZM190 209V210H191ZM135 211H137V214H135ZM161 211H162V209H161ZM236 211V210H235ZM234 211V212H235ZM58 212V211H57ZM188 213V212H187ZM237 214H238V210H237V212H236ZM235 214V213H234ZM243 214V213H242ZM243 215H245V214H243ZM242 215V216H243ZM247 215V214H246ZM245 215V216H246ZM183 216V215H182ZM235 216V215H234ZM241 216V217H242ZM168 217H169V219H168ZM248 217V216H247ZM174 218V217H173ZM175 218V219H176ZM238 218H239V216H238ZM243 218V217H242ZM174 219V220H175ZM182 219L183 218H181V221H182ZM246 219H248V218H246ZM173 220V221H174ZM239 220V219H238ZM180 221V220H179ZM178 221V222H179ZM180 221V222H181ZM262 221V220H261ZM167 222V223H166ZM172 222V221H171ZM176 222V221H175ZM237 222V221H236ZM239 222H241L240 220H239ZM243 222V221H242ZM248 222V221H247ZM166 223V224H165ZM165 224V225H164ZM167 224V225H168ZM176 224V223H175ZM235 224H238V223H234V225L233 226H235ZM240 224V223H239ZM263 224V223H262ZM164 225V226H163ZM173 224H171V226H172ZM232 225V224H231ZM264 225V224H263ZM170 226V225H169ZM168 226V227H169ZM170 226V227H171ZM169 227V228H170ZM173 227H175L174 225H173ZM237 227H239V225L237 226ZM165 228V227H164ZM166 229V228H165ZM174 229H176V228H174ZM171 230H173V229H171ZM177 230V229H176ZM176 230H174V231H176ZM173 231V232H174ZM264 231V230H263ZM178 232H179V230L177 231V236H178ZM161 233V234H160ZM165 233H166V231H165ZM167 233H170L169 232V230H168V232ZM171 234H172V232H171ZM77 235V236H78ZM167 235V234H166ZM170 235V234H169ZM175 236V235H174ZM179 238V237H178ZM76 240V239H75ZM82 241V240H81ZM179 241H180V239H179ZM86 242H84V243H86ZM180 243H182V242H180ZM76 245H77V243H76ZM181 245V244H180ZM222 245V244H221ZM226 245V244H225ZM86 246V245H85ZM73 247H76L75 246V241H74V243H73ZM78 247V246H77ZM225 247V246H224ZM102 249V248H101ZM178 249V248H177ZM96 250V249H95ZM90 251V250H89ZM120 251V250H119ZM125 251V250H124ZM78 252V251H77ZM102 253V252H101ZM122 253V252H121ZM128 253H130V252H128ZM75 254H76V248H74V256H75ZM105 254V253H104ZM87 255V254H86ZM91 255V254H90ZM130 255V254H129ZM198 255V254H197ZM93 256V255H92ZM97 256V255H96ZM95 257V256H94ZM98 257V256H97ZM100 257H103V256H100ZM174 257V256H173ZM192 257H194L193 256V254H192ZM205 257V256H204ZM207 257V256H206ZM205 257V258H206ZM80 258V257H79ZM86 258V257H85ZM96 258V257H95ZM105 258V257H104ZM114 258V257H113ZM78 259V258H77ZM100 259V258H99ZM98 259V260H99ZM200 259V258H199ZM240 259V258H239ZM75 260V259H74ZM73 260V261H74ZM102 260V259H101ZM78 261V260H77ZM77 261H75V262H77ZM79 261H80V259H79ZM100 261V260H99ZM105 261V260H104ZM108 261V260H107ZM242 261V260H241ZM84 262H85V264H86V260H84ZM94 262H95V260H94ZM92 263V264H96V263ZM188 262V261H187ZM80 263V262H79ZM78 263V264H79ZM98 263V262H97ZM169 263H171V260H170V262ZM194 263L195 264H199V261H197V258H195V260H194ZM204 263V262H203ZM244 263V262H243ZM75 264V263H74ZM81 264H82V262H81ZM88 264V263H87ZM111 264V263H110ZM190 264H193V263H190ZM210 264V263H209Z\"/></svg>","mask_w":264,"mask_h":264}]
</instances>
